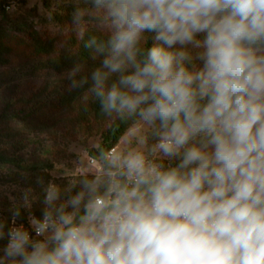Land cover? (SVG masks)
Returning <instances> with one entry per match:
<instances>
[{
	"label": "clouds",
	"instance_id": "1",
	"mask_svg": "<svg viewBox=\"0 0 264 264\" xmlns=\"http://www.w3.org/2000/svg\"><path fill=\"white\" fill-rule=\"evenodd\" d=\"M78 3L88 92L128 127L43 187L30 228L31 190L0 219V264H264V0Z\"/></svg>",
	"mask_w": 264,
	"mask_h": 264
},
{
	"label": "trees",
	"instance_id": "2",
	"mask_svg": "<svg viewBox=\"0 0 264 264\" xmlns=\"http://www.w3.org/2000/svg\"><path fill=\"white\" fill-rule=\"evenodd\" d=\"M63 3L42 0L50 15L43 25L0 27V69L34 62L44 63L50 71L33 94L24 93L14 81L0 78V219L10 220L11 209L31 190V207L22 208L17 220L26 228H30V214L37 218L42 215L43 187L49 182L67 185L70 177L56 178L54 173L73 166L77 156L71 149L79 142L78 137L85 143H95L86 146L88 153L99 143L115 142L128 127L127 123H118L110 130L99 102L88 92L91 73L100 66V59H93L84 43L97 33L92 27L80 39L74 29L73 13L83 5ZM10 12L0 10L3 22L9 19ZM146 36V47L150 48L155 43L153 34ZM78 64L83 66L82 71L73 78L70 74ZM85 76L88 83L72 86L73 79ZM6 243L0 241V248Z\"/></svg>",
	"mask_w": 264,
	"mask_h": 264
},
{
	"label": "rangeland",
	"instance_id": "3",
	"mask_svg": "<svg viewBox=\"0 0 264 264\" xmlns=\"http://www.w3.org/2000/svg\"><path fill=\"white\" fill-rule=\"evenodd\" d=\"M24 1V4H20ZM65 4L76 5L78 0H62ZM12 5V10L9 14V19L3 22L0 17V27L7 28L14 26L15 24L25 23L40 26L45 23L49 18V13L43 7L42 0H8ZM62 4V5H63ZM96 27L95 25H89V29ZM50 71L46 70L44 63L36 64L34 62L18 63L7 68L0 69V78L6 81H14L20 85L21 90L24 93L33 94L38 91V88L42 85V79ZM1 86V85H0ZM0 93H3L0 91ZM79 142L72 146L71 152L77 156V159L73 163L72 167H63L54 173L56 178L70 177L73 175V171L79 165V162L83 156H86V146H93L95 143H85L83 138L78 137ZM124 139V138H123ZM122 139V140H123Z\"/></svg>",
	"mask_w": 264,
	"mask_h": 264
},
{
	"label": "built area",
	"instance_id": "4",
	"mask_svg": "<svg viewBox=\"0 0 264 264\" xmlns=\"http://www.w3.org/2000/svg\"><path fill=\"white\" fill-rule=\"evenodd\" d=\"M0 10L11 11L12 5L8 2V0H0Z\"/></svg>",
	"mask_w": 264,
	"mask_h": 264
}]
</instances>
